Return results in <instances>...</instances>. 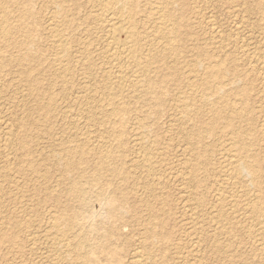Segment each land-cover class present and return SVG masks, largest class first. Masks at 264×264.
I'll return each instance as SVG.
<instances>
[{
  "label": "rangeland",
  "instance_id": "obj_1",
  "mask_svg": "<svg viewBox=\"0 0 264 264\" xmlns=\"http://www.w3.org/2000/svg\"><path fill=\"white\" fill-rule=\"evenodd\" d=\"M52 1L32 0V7L30 6L40 24V26L35 27L36 49L43 58L35 67L28 65L29 74L38 76L39 82L37 87L30 88L22 82L20 71L23 68L18 65L6 67L0 71V169L4 166L5 170L9 172L8 175L0 176V184L6 186L0 193L2 196L0 197V209L3 206L0 210V219H2L0 220V264H49L50 257L59 258V256L52 252L54 238L57 233L53 225L56 224L60 230L65 229V219L62 215L66 211L65 206L67 207V204L70 205L72 210L79 209L81 212L78 217L79 221L74 223L73 229L68 231V235L71 238H75L86 232V242L99 246L98 252L93 255L94 264H131L129 263L130 252L134 246L140 249L144 261L148 262L147 264H152L153 262L157 264H180L181 257L187 260L183 264H189L196 260L197 255L201 256L199 257L201 264H263L260 261L258 253L253 248L261 246L263 242L261 234L256 237L257 241L253 242L254 239H249L250 237L243 233L240 228H234L231 232L227 226L215 230L217 225L211 221V217L216 214L211 210V205L214 203V190L219 187V174L221 175L222 173L220 172V165L225 163L227 154L232 150L228 145H226V150L223 147L225 143H229L230 141V135L221 132L224 125L223 118H220L217 122L219 128L215 135L205 134L202 138V146H205L206 151L202 154L200 161L207 159V164L203 169L201 167L198 174L200 179H204L202 187L199 190L200 195L197 196L203 201V207H200L199 214H192L188 209L185 210V207L183 208V204L180 201L182 192L178 195L182 191L183 185L172 181L170 178L171 175L175 177V174L178 172L183 173L187 171L183 169V166L192 159L191 147L193 148L196 145L193 143V146H191V143L188 144L185 140V135L191 129L190 126L193 124V120L190 119L187 122L183 120V112L179 106L183 103L192 104V109L198 112L195 107L198 106L196 104L198 98H196L197 96L195 98L190 96L186 88L187 86L184 84L188 80L196 79L199 73L203 71V68L194 65V62L201 54L208 53V55L215 54L217 57H223L226 53V51L224 52L219 48H214L206 40L210 36L209 29L212 24L216 30L220 31L219 35L222 34L225 42L229 43L228 60L232 58V55H238L242 58V60L240 59L241 61L249 64L248 66H239L238 68L239 73L247 76L246 81L235 80L236 84L229 85L228 83L225 89L230 93H234V85L248 82L249 79L257 80L254 83L256 84V88H259L261 85L260 81L264 72V39L260 37V32L264 24L255 14L251 15L247 13L246 0H231L228 2L196 0L197 3L195 4L200 5L198 14H195L193 9L192 12L190 9L187 12V18L190 19L187 20L188 25L186 29L192 33V38L185 42L180 40L179 43L177 42L178 44L182 43L185 47L178 59L175 60L170 56L162 58L159 54L154 58V63L150 68L149 75L155 81H160L161 76L168 74L163 62H167L169 65L176 63L182 72L180 78L169 75L166 83L156 85V90L161 94L160 102L151 96L144 95V92L140 93L141 90H136L129 94L131 90L130 83L134 79L142 78L143 76L140 72L136 71L129 60H122L124 77L120 80L117 79L116 75H118L117 70L119 66L115 65V62L113 65L108 60H112L110 59V56L114 53L112 51H121L125 47V34L121 32L119 26H113L114 30L112 27L110 29L99 27L97 22L91 17L95 14V11L90 7L89 0H69L66 2L67 14L74 24L68 30L73 34L72 41L69 42V54L71 56H69L68 62L73 65V71L67 77L66 84L71 97L58 101V105H56L58 111L50 110L54 113L49 114L40 110V106L47 101L49 91H52L54 94L59 92L58 85L54 84V87L52 86L54 83L53 72L48 66L49 63L44 61L45 57L47 58L53 53L49 41H47V29H45L47 27L46 18H49L51 10L54 7ZM160 1L166 5L164 0ZM252 1L248 0V3ZM191 2L193 3V0H188L189 4ZM139 5H143L142 0L139 1ZM151 8L152 6L145 5L143 12L136 16L137 30L140 32L145 31L147 35L152 34L153 31V24L148 22L150 20H147V15L152 10ZM241 20L242 23L240 22ZM237 21H239L240 25L237 30L238 33L234 34L233 25ZM180 31L184 32L183 26H181ZM111 39H114L113 42H111ZM122 39L124 43L121 42ZM108 41L110 45H108ZM139 42L140 44L137 45L139 51L145 55V53H148V47L142 40ZM84 43L87 49H82ZM121 43L123 45H120ZM117 44L120 45L119 48H117ZM241 44L249 48V53L241 54V48H239ZM158 45L162 46V43L160 42ZM88 49L90 50L88 51ZM12 53L14 54L16 51ZM84 57L88 58L91 62L90 67L83 60ZM77 61L79 64L76 63ZM124 63L127 64L126 68ZM30 67L32 68L30 69ZM252 67L256 68L252 69ZM108 68L113 69L114 73L112 70L110 72ZM126 70L131 71H127L129 72L127 73ZM104 73L110 78L113 77L107 81L108 83L105 82V86L103 85L104 81L100 77ZM115 76L117 78L114 79ZM120 81L122 84L119 83ZM107 85L110 88H107ZM50 87L53 88L51 89ZM84 87L88 89V93H86V90L83 91ZM255 92V90L252 91V98L250 94L248 102H251L252 99L250 104L253 107L256 121L252 122L249 120V117L252 116L250 111V116L248 114L245 121L237 124L242 125L244 128H254L262 137V117L260 118V116L264 104ZM112 94L118 100L120 99L119 95L123 96L121 98L122 102L130 106V112L124 118L126 133L122 136V139L125 140L126 149L131 153L129 158L132 155L135 156L136 153L134 151L140 146L139 137L141 135L145 137L144 145L146 146L155 141L158 145L157 149L153 151V161L157 166L156 173L164 178L162 189L156 191L155 196H148V193L144 190L148 188L145 185L147 181L138 176V169L129 167L133 178L126 183L127 187L133 186L138 192L131 191L129 188L126 189L128 192V207L124 208L123 212L117 217H112L108 214L106 195H109L115 189V186H120L113 182L108 184L109 181L106 180L108 178L106 173L101 175L97 183L83 181V187L87 190V203L85 206L80 205L78 200L72 199L68 190L72 185L73 176L64 173V159L66 157L64 150L67 147H74V140H80L85 145V154L90 159L89 169L94 167V162L97 161L96 152L107 151V149H110L108 146L115 141V136L111 130L114 127L112 124L113 120L107 119L102 111V109H105L104 103H107ZM230 97L236 99L233 94H230ZM236 103L238 107L244 106L242 101H237ZM199 107L200 112L198 113L200 114V118L203 121H209L212 117L210 106ZM88 108L93 111L90 114L91 116L87 113ZM106 109H108L107 106ZM150 111L158 112V116L155 113L147 115ZM99 119L100 121H98ZM4 124L7 125L5 126ZM9 126L11 127L9 128ZM2 132L7 138L3 137ZM156 137L158 140H156ZM10 140L11 142L13 140V143ZM15 144L17 145L15 146ZM9 145L12 147H9ZM6 151L7 153H5ZM6 155H9V157ZM1 158L3 161H1ZM107 162L109 163L110 159ZM169 166H174L170 177ZM180 168L181 171L177 172ZM8 185L11 186L7 187ZM17 198L19 199L17 200ZM139 200L145 201L146 205L143 204L144 202L140 203ZM19 210L20 212H17ZM187 212L191 214L188 215ZM192 216L194 218H191ZM244 219L240 213L237 220L242 225H257L255 221L245 223ZM195 223H199V229L206 238L197 245L193 244L191 241L192 235H189L192 232V227L190 226ZM92 225H98V229L90 231ZM151 228H155V231H160V233L164 230L171 233L172 240L170 244L168 241L159 238L149 241L147 233ZM252 228L254 229L255 227ZM108 230L109 234L106 237L105 235ZM2 231L16 234L15 242L9 243L1 240ZM214 231L220 234L218 236V245L222 246L223 249V254L219 257L212 253L213 244L210 241V235ZM32 233H34L33 236ZM27 236L30 238H27ZM185 242L187 248L180 249V252L176 253L177 244H185ZM106 246L112 249V252H110L111 260L106 259ZM262 246H264V243ZM193 247L198 249L199 252H192ZM49 251L51 252L49 253ZM68 264L73 263L69 262Z\"/></svg>",
  "mask_w": 264,
  "mask_h": 264
},
{
  "label": "bare ground",
  "instance_id": "obj_2",
  "mask_svg": "<svg viewBox=\"0 0 264 264\" xmlns=\"http://www.w3.org/2000/svg\"><path fill=\"white\" fill-rule=\"evenodd\" d=\"M68 1L69 0H53L52 1V3H54L53 10H51L52 12L49 18L48 17L46 18L47 27L45 29H47V41H49V45L53 53L50 54L49 57L47 58L45 57L44 61L49 63L48 66L53 72L54 83L52 84V86L54 87V84L59 86V92H57V94H54L52 91H49L47 95V101L45 102V104H41L40 106V110H43L49 114L54 113L50 110H55V112L56 110L58 111V109L56 108V105H58L57 103L58 101L66 100L71 97L70 92H68L66 79L67 77L70 76V73H72L73 71V65L68 62L69 56H71L69 54L70 53L69 42L72 41L73 34L68 30H70V27L72 26V24H74V22L71 21V19L67 14L66 2ZM139 1L140 0H89L91 4L90 7L93 8L95 11V14L92 15L91 17L95 22H97L99 27H102L104 29H110L112 27L113 29V26L117 25L119 26L121 32H124L125 34V40H124L125 43L123 41L124 38L121 41L124 43L125 47L121 51H117V50L112 51L114 52L110 56V59L112 60L111 61L108 60V62L113 63V65L115 62V65L119 66L117 70L118 75H116L118 78L115 76L114 79L115 78L119 80L123 79L124 71L122 70L123 69L122 60L123 59H124L123 61H125V59L129 60L130 63L135 67L136 71L140 72L143 75L142 78L134 79L133 77L134 80L130 83L131 90L129 94L135 92L136 90L137 91L141 90L140 93L144 92V95L151 96L160 102L161 94L159 91L156 90V85L161 83H166L169 75L174 76L176 78H180L182 72L177 67L176 63L169 65L167 62H163L166 67V70L168 71V74L161 76L160 81L158 80L155 81L149 75L150 68L154 63V58H156L160 54L162 58L166 56H170L173 57L175 60L178 59L179 55L182 53V51L185 48L184 45H182V43L178 44L179 40L185 42L186 40L192 38V33L188 29H186V26L188 25L187 20L190 19L187 18V12H189V9L192 12L193 9L195 14H198L200 5L198 6L197 4H195L197 3L196 0H193V3L191 2V4L188 3V0H164L166 5H164L163 2H161L160 0H142L143 5L140 6ZM218 1L228 2L231 0H218ZM245 3H246L247 13L251 15L255 14L257 18H259L264 24V0H253L252 2L249 3L248 0H246ZM251 3H253V5H251ZM31 5H32V0H0V71H2L6 67L9 66L12 67L18 65L19 67L23 68V70L20 71V74L22 76V82L25 83L30 88L31 87L36 88L39 82L38 76H32L29 74L28 65L35 67L40 63V61L43 58L40 56L38 50L36 49L37 44H36V36H35L36 35L35 27L40 26V24L37 21L38 18L35 16L34 11L31 8L32 7ZM145 5L152 6L151 8L152 10H150L149 15H147L148 17L147 20H150L148 22L153 24L152 25L153 31L152 34H150L152 35V37H150L149 34L147 35L145 31L140 32L137 30L136 16H138L141 12H143V8ZM177 5L178 7L176 8ZM240 22L242 23V20ZM239 25H240L239 21L235 22V25H233L234 34L238 33L237 30L239 29ZM181 26H183L184 32L180 31ZM209 30H210L209 33L210 36L207 37L208 39L206 38L208 44L214 46V48H219L224 52L226 51L227 54L225 53L223 57H217L215 54L208 55V53L201 54L199 57L200 59L198 58L194 62V65L196 67L203 68V71L199 73L196 79L190 81L188 80L184 85L187 86L186 88L190 96L194 98L195 96H197L196 98L198 99L196 104H198V106L195 107L198 110V112H200L199 106H203V107L210 106V109H212L211 110L212 117L211 119H209V121H203L200 118V114L195 109H192V104L188 105L186 103H183L181 106H179V108H181V111L183 112V116H184L183 120H185L186 122L189 121L190 119L193 120V124H191L190 126L191 129L188 130L185 135V140L187 141L188 144L191 143V146H193V143L196 145L193 148L191 147L192 150L190 152L192 153V159H191L192 161L190 160L189 163H186L183 166V169H186L187 171L186 172L184 171L183 173H179L178 171H181V168L179 170L176 169L178 173L175 174V177L174 176L172 177V175L170 177V174L172 173L171 171L174 170V166L172 167L169 166L168 168L169 177L171 178L172 181H176L179 184L183 185L181 188L182 191L178 193L179 195L182 192L180 201L183 204V208L185 207L184 209L185 210L188 209L192 214L195 215L199 214L200 207L201 208L203 207V201L202 199H200V197L198 198L197 196L200 195L199 190L202 187V182L204 181V179L203 178L200 179L198 177V174L199 171L201 170V167L203 169L207 164V159L200 161L202 154L206 151L205 146L204 147L202 146V138L205 134L215 135L219 128L217 122L220 118H223L224 125L222 127L221 132L230 135L229 143H225L223 147L226 150V145H228V147L232 149L231 150L232 152L229 151L225 163L223 165H220V172L222 173L221 175L219 174L220 177L219 187L214 190V203L211 205V210L216 214H214L212 217L210 216L211 221L215 222V224L217 225L216 229L213 227L215 230L222 229L227 226L231 232L233 231L234 228H240L243 233H245L250 237L249 239H254L253 242H256L257 241L256 237H258L261 234L262 236L261 238L263 239L261 246H255L253 248L258 253V256L260 257V261L264 264V246H262V244L264 243V236H263L264 234V170H263L264 105H263V109H261L262 114L260 116V118L262 117L261 119V127L263 129L262 137L254 128H244L242 125L237 124L240 123L241 121H245L247 115L249 114L250 116V111L253 117L250 116L249 120H251L252 122L256 121V116L254 115L253 107L250 104L252 102V99L251 102L248 101L250 94L252 98V91L255 90L256 95L260 97L261 102L264 104V72L261 77L262 78L260 81L261 85L259 88H256V84H254L257 81L256 79H249L248 82L240 83L236 86L234 85L233 87L234 93H230L229 91H227L225 89L226 84L228 83L229 85H233L234 83L236 84L235 80L246 81L247 76L246 75L243 76L244 75L243 73H239L238 68L239 66H248L249 64L248 63L246 64V62L244 63L243 61H241L242 58L239 57L238 55L237 56L232 55V58H229L228 60L227 56L230 51L229 43L225 42V39L222 36V34L219 35L220 31L216 30L213 24ZM260 33H261L260 37L264 39V27L261 28ZM113 40L111 39V42H113ZM140 40H142L143 43H145V45L148 47L147 48L148 53H145V55L139 51V48L137 46L140 44L139 42ZM160 42L162 43V46L158 45V43ZM109 43L110 42L108 41V45H110ZM117 45H118L117 48H119V46L123 44L121 43L120 45L119 44ZM235 45L237 44L235 43ZM84 46H82V49H87V46L85 47ZM243 46L241 44V46L239 47L241 48L240 50L241 54L243 55L249 53V48L245 47V45ZM89 50L90 49H88V51ZM13 51H16V53L13 54L12 53ZM83 60L87 62L88 67L91 66V62L89 61L88 58L84 57ZM254 60L256 59L254 58ZM78 61L76 63H78ZM124 66L126 68L127 64H125ZM31 68L32 67H30V69ZM254 68L256 67H252V69ZM263 68H264V62H263ZM108 70L109 71L112 70L113 72V69L111 68L110 69L108 68ZM127 71H131V70H126V72ZM100 77L101 80L104 81L103 84L104 86L106 83H108L107 81L109 79L111 80V78H113L106 76L105 73L103 75H100ZM119 83L122 84L121 81ZM106 87L110 88L108 85ZM84 90H86V93H88V89L86 87H84L83 91ZM230 94H233L236 99L231 98ZM113 96L114 95L112 94L111 97L108 99L107 103H104L105 109L106 106L108 107V109L106 110L102 109L106 118L109 120H113L112 124L114 125V127L111 130H112V134L115 136L114 138L115 141L110 146H108L110 149H107V151L104 150V151L96 152L97 161L94 162L95 164L94 167L89 169L88 166L90 164V159L85 154V149H84L85 145H83L82 141L80 140H74L73 141L74 147H67L64 150L66 156L64 159V173L73 176L72 185L70 186V189L68 191L70 192L72 199L78 200L80 205L83 206H85L87 203L86 202L87 190L86 188L83 187V181L85 180V181L97 183L101 175L106 173L108 177L106 180L109 181L108 184H110V182H113V183H117V185L120 186V187L115 186L114 187L115 189H113L111 193H109V195H106L107 212L110 216L117 217L123 212L124 208L128 207L127 206L128 192L126 189L129 188L131 191L134 190L138 192L133 186L127 187L126 183L133 178L132 172L129 167L133 169L134 168L138 169L139 170L138 176L144 178L147 181L145 185L148 188L144 190H146L148 196H155L156 191H160L162 189V183L164 182V178L160 177L156 173L157 166L153 161V151L157 149V145H158V143H155V141H152V143H149V145L146 146L144 145L145 137L141 135L139 137L140 146L136 151H134V153H136L135 156L132 155V157L129 158V155L131 153H129V150L126 149L125 140L122 139V136L126 133V122L124 121V118L125 116H127L128 112H130V106L129 104L122 102L121 98L123 96L121 97L119 95L120 97L119 100L116 99V96L114 97ZM237 101H242L244 106L238 107L236 103ZM6 108L8 107L6 106ZM87 111L86 112L89 113L88 115L93 113L92 109L90 108H88ZM153 113L155 112L150 111L147 115H153ZM155 114L158 116V112ZM176 116L179 117L178 115ZM98 121H100V119ZM10 127L11 126H9V128ZM3 137H5L4 134ZM5 138H7V136ZM156 140H158L157 137ZM11 143H13V140ZM11 145H9V147ZM16 145L17 144H15V146ZM3 147H4V143H3ZM5 153H7V151ZM6 156L9 157V155ZM109 159L110 162L108 163L107 161ZM6 160L8 161V159ZM1 161H3L2 158ZM11 161L10 163H12ZM8 174L9 172L5 170L3 166L0 169V176H5ZM10 186L11 185H8L7 187ZM5 188L6 186H4V184H0V193ZM183 193L185 194L183 195ZM0 197L2 196L0 195ZM18 199L19 198H17V200ZM139 201L140 203L144 202L143 204H145V201L143 200H139ZM67 205H68L67 207L65 206L66 211H64L62 215L65 219L64 221V223L66 224L65 229L60 230V228H57L56 224L53 225L57 233L54 238L55 241L52 247V252H54V254L59 256V258L50 257V260L48 259L49 264H68L69 262H72L73 264L76 263L94 264L93 255L98 252L99 246L88 244L86 242V232L81 236L78 237L76 236L75 238H71L68 235V231L73 229L74 223L79 221L78 217L80 216L81 212L79 209L72 210L70 208V205L69 204ZM2 208L3 206L1 207V209ZM17 212H20V210ZM190 212L189 214L187 212V214L190 215L191 214ZM12 213L13 215L16 216L14 212ZM240 213L242 217L245 218L244 219L245 223L247 222L250 223L252 221H255L257 225L256 224L254 225L249 224L247 226L242 225L237 220L238 215ZM195 215L193 216L195 217ZM193 216L191 218H194ZM55 220L58 221L56 218ZM198 224L199 223L197 224L195 223L194 225L192 224L190 226L192 227L191 228L192 232L189 233L190 236L192 235L191 241L193 242V244L196 245L206 239L205 236L201 233ZM256 226L258 227L256 228ZM252 227L255 228L253 229ZM96 229H98V225H92L90 231L91 230L94 231ZM33 234L34 233H32V236ZM108 234H109V230L106 232L105 236L107 237ZM219 235L220 234L217 231L212 232V235H210L211 236L210 241L213 244L212 253L218 257L221 256V254H223L222 246L218 245ZM15 238H16V234L7 233L5 231H2L1 233V240L3 241L14 243ZM27 238L30 237L27 236ZM157 238L166 240L169 242V244L170 241L172 240L171 233H169L166 230L160 233V231L157 230L155 231V228L149 229L147 233V239L149 241H154ZM183 248L184 249L187 248L186 242L185 244L178 243L176 246L177 249L176 253L180 252V249ZM111 250L112 249L110 247L106 246V259L111 260V256H110L111 254L110 252H112ZM191 251L196 253L199 252V250L195 249V247H193ZM50 252L51 251H49V253ZM199 257L201 256L197 255L196 260L189 264H201ZM184 262H187V260L181 257L180 264H183ZM129 263L147 264L148 262L144 261L143 254L140 251V249L134 246V248L130 252ZM153 263L157 264L156 262Z\"/></svg>",
  "mask_w": 264,
  "mask_h": 264
}]
</instances>
